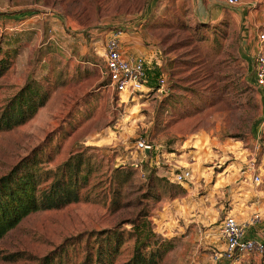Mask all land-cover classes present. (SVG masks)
Returning <instances> with one entry per match:
<instances>
[{
  "label": "rangeland",
  "instance_id": "374dc122",
  "mask_svg": "<svg viewBox=\"0 0 264 264\" xmlns=\"http://www.w3.org/2000/svg\"><path fill=\"white\" fill-rule=\"evenodd\" d=\"M197 1L0 0V61L8 66L0 76V113L28 81L50 92L32 120L0 133V177L35 149L54 169L81 148L94 170L85 190L93 201L26 217L0 240V264H38L66 239L115 228L124 239L116 262L124 264L135 241L130 222L140 210L148 213L157 238L173 245L159 264H197L194 258L213 252L216 242L208 238H219L226 215L214 222L188 202L210 206L211 182L189 189L171 184L162 179L174 172L165 163L156 174L162 180L151 183L141 176L136 148L145 139L162 154L173 153L177 167L196 173L215 165L221 171L230 149L258 141L264 169V97L241 55L250 22L260 21L264 11L260 3L248 9L251 0L232 7L218 0V11ZM204 12V18L219 17L204 20ZM258 30L263 34L264 28ZM117 31L143 36L167 56L168 96L128 98L109 86L106 43ZM238 187L250 192L248 202L264 205V175L258 187ZM238 264H264V256H245Z\"/></svg>",
  "mask_w": 264,
  "mask_h": 264
},
{
  "label": "trees",
  "instance_id": "16d2710c",
  "mask_svg": "<svg viewBox=\"0 0 264 264\" xmlns=\"http://www.w3.org/2000/svg\"><path fill=\"white\" fill-rule=\"evenodd\" d=\"M3 61H0V76L8 70ZM146 71L149 87L156 90L159 72L153 67H147ZM49 98L50 92L40 83L28 81L0 113V133L32 120ZM48 163L43 162L35 149L0 177V240L31 214L93 201L85 194V190L91 187L94 170L84 150L73 151L54 169L49 168ZM141 171L144 174L142 178L151 183L164 179L176 184L170 181V174L158 179L150 160L142 162ZM130 224V234L135 241L132 256L124 264H159L172 249V243L157 238L146 210H140ZM123 243V233L117 228L81 233L66 239L40 258L38 264H117Z\"/></svg>",
  "mask_w": 264,
  "mask_h": 264
},
{
  "label": "crops",
  "instance_id": "0c3cea01",
  "mask_svg": "<svg viewBox=\"0 0 264 264\" xmlns=\"http://www.w3.org/2000/svg\"><path fill=\"white\" fill-rule=\"evenodd\" d=\"M198 3H203L204 5H209L211 7V10L215 9L218 11V8L220 5H223L221 1H211V0H198ZM251 3V4H250ZM258 3H260V7H262V11H264V0H251L246 1L247 5L246 7L250 9L251 7L255 8ZM242 4V2H241ZM263 4V6H262ZM240 5V4H239ZM225 6L229 7L230 5L228 3V0L225 2ZM217 8V9H216ZM244 10V9H243ZM217 13V12H216ZM219 13L217 15L214 13L213 15H209L207 18H204L205 12L203 14V19L212 20V19H218ZM235 18V16H232ZM264 28V16L262 15V18L260 21L255 20L250 22V31H248V35L245 39L244 45H243V53L241 55L243 56V59L248 62L249 65H251V71H252V78L251 81L253 85L256 88L255 84V76H254V62L253 58L256 55V53L260 49H264V43L260 41V35L258 36L259 28ZM264 33V32H263ZM122 41V48H123V55L125 58H136L143 56L149 60V67L156 68L159 72V75L156 79V84L158 81V78L161 75H165L167 77V80H169L168 75L166 73V65H167V56L162 55L161 50L154 46H147L145 44V39L143 40V36H136L132 35L131 37H121ZM90 66H93L91 62H88ZM169 82V81H168ZM152 89L151 87H149ZM145 93H156L155 90L151 92H145ZM123 96V95H121ZM126 96V95H125ZM128 97V96H127ZM167 97V96H165ZM131 98V97H128ZM134 98V97H133ZM251 145V144H250ZM249 144L242 143L241 147L237 149H230L229 153H232V156H234V161L232 163H229V157L232 158V156H229L224 162L221 160L223 165L221 164L222 170L221 171H215V166H207L204 167V169H200L198 172H194L193 169L187 168V167H177L178 160L175 158L173 153L169 154H162L160 151L152 150L147 151L146 155L147 158L145 159L142 152L137 153L138 157H141V161L150 160L151 165L154 166L155 170L157 171V174L159 170L161 171V164H168L169 168L177 170V169H189L192 172V178L184 185H182L184 188H195L199 186L200 181L202 180L206 185H208L209 182H211L209 185L210 193L206 197L210 201V206L208 201H201L200 199L198 201H188L189 206L197 205L198 207V213L202 214L206 219H213L214 222L217 221V219H221L220 215L223 214L222 218L227 215H235L239 222L243 223L246 226L247 231V237L251 239H255L258 241L264 240V205H259L258 203L251 204L249 200L250 192H247L243 190V188L238 187V185L241 183V179L239 176V165L244 160V156L247 153V150H245V147L252 148L254 144L250 146ZM262 146L264 149V140H262ZM138 151V150H137ZM209 160L211 162H214L213 159L210 158ZM225 158V157H223ZM264 159V153L263 157ZM228 163V164H226ZM220 168V166H218ZM197 169V168H195ZM173 170V171H174ZM263 175H264V169H262ZM262 193V192H261ZM261 193L255 194L262 195ZM217 194V196H215ZM253 196V197H255ZM259 197V196H258ZM192 198V196H191ZM194 199V197L192 198ZM257 202V201H256ZM258 202L259 199H258ZM205 204V206H204ZM216 204V205H215ZM225 206H228L226 209ZM181 213H187L189 210L187 207V204L184 206H180ZM243 213L242 216V212ZM255 214H260L262 219L258 223H253L251 220L255 216ZM248 217V218H247ZM212 234L209 232H206L207 237L208 235ZM212 238H208V241L216 242L215 243V249L212 253L205 252L202 254V256H198L197 260L194 258L193 262L197 264H224V262H215L214 261V255L223 252L226 248V243L224 238L221 235H219V238L216 240H211ZM211 243V242H210ZM199 248V247H198ZM198 248H195L196 255L199 251ZM207 249V248H205ZM211 250V249H209ZM238 264V262L234 263Z\"/></svg>",
  "mask_w": 264,
  "mask_h": 264
},
{
  "label": "built area",
  "instance_id": "2783aa9c",
  "mask_svg": "<svg viewBox=\"0 0 264 264\" xmlns=\"http://www.w3.org/2000/svg\"><path fill=\"white\" fill-rule=\"evenodd\" d=\"M228 3L232 6H237L240 4V0H228ZM121 37L122 32H113L106 43V70L104 75L109 78V86L118 94L128 97L153 91V89L149 88V79L146 71V68L149 67V60L143 56L125 58ZM260 41L264 43V33L260 35ZM254 76L256 88L264 97V49H260L254 56ZM157 85L158 88L155 92L161 95L167 94L168 81L165 75H161L158 78ZM136 148L142 152L145 159L147 158L146 151L156 150L145 139L139 141ZM245 150H247V153L239 165L241 182L258 187L263 181V172L259 165L260 145L258 141L250 149L245 147ZM141 176L144 177L142 171ZM191 178L192 172L189 169H177L170 174V181L179 185L186 184ZM261 219L260 214H255L251 221L258 223ZM220 232L225 240L226 248L223 252L214 255L215 262L234 264L240 262L245 256H264V240L258 241L248 238L246 226L239 222L235 215L227 214L224 217L220 225Z\"/></svg>",
  "mask_w": 264,
  "mask_h": 264
},
{
  "label": "water",
  "instance_id": "95a60500",
  "mask_svg": "<svg viewBox=\"0 0 264 264\" xmlns=\"http://www.w3.org/2000/svg\"><path fill=\"white\" fill-rule=\"evenodd\" d=\"M147 152V151H146Z\"/></svg>",
  "mask_w": 264,
  "mask_h": 264
}]
</instances>
